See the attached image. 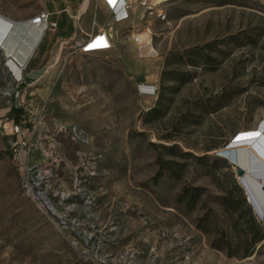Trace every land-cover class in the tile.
I'll list each match as a JSON object with an SVG mask.
<instances>
[{"label":"rangeland","instance_id":"374dc122","mask_svg":"<svg viewBox=\"0 0 264 264\" xmlns=\"http://www.w3.org/2000/svg\"><path fill=\"white\" fill-rule=\"evenodd\" d=\"M39 9V0H0L14 19ZM136 21L131 31L149 26L156 56H140L126 30L112 66H99L105 52L68 61L62 49L43 72L48 81L25 77L22 86L0 49V264H264L263 208L217 150L264 114V0H161ZM74 126L83 140L72 138ZM18 139L28 144L21 160ZM159 153L186 160L180 177L154 178ZM226 176L256 207L248 201L263 238L247 255L242 221L233 226L235 215L215 203ZM186 183L205 189L193 208L175 200ZM208 207L205 232L196 220Z\"/></svg>","mask_w":264,"mask_h":264},{"label":"crops","instance_id":"0c3cea01","mask_svg":"<svg viewBox=\"0 0 264 264\" xmlns=\"http://www.w3.org/2000/svg\"><path fill=\"white\" fill-rule=\"evenodd\" d=\"M127 1L133 5L128 11V16L121 20H115L107 0H39L41 9L37 12L41 10L48 12V21L55 22V26L53 28H44L43 30L38 27L40 34L31 43L22 61H19L14 55L6 53L1 44L0 49L5 57L8 58V64L14 74L18 75L19 72L21 73L20 82L23 86L24 81L37 82L40 79L48 81L49 75H45L43 72L45 70L47 72L48 68H50L48 62L51 57L52 60H57L60 57V51L66 49L65 53L69 58L68 61H70L72 60V53H84L78 50V43L82 42L90 34L104 31L109 37L111 45L109 48L95 52H105L99 66H112L113 60H118V52L120 50L118 34L126 30H134L139 25L138 21L135 22V17L142 16L145 10L148 9L146 6H140L137 3L138 0ZM150 2L154 6L160 1L150 0ZM6 17L14 19L13 17ZM26 44H28V41ZM25 77L30 78V80L28 81ZM254 191L252 190V193L255 200L258 201L257 192L261 190ZM250 204L255 207L252 200ZM258 204H261L260 201H258Z\"/></svg>","mask_w":264,"mask_h":264},{"label":"bare ground","instance_id":"6f19581e","mask_svg":"<svg viewBox=\"0 0 264 264\" xmlns=\"http://www.w3.org/2000/svg\"><path fill=\"white\" fill-rule=\"evenodd\" d=\"M159 1L161 0H155V2ZM39 28L31 23L30 19L14 20L0 13V44L6 53L22 61L31 43L40 34ZM27 41L28 44H26ZM141 86L143 90H147L149 85ZM243 149L245 151H242ZM217 150L220 152L219 155L226 158L229 163L234 162L245 167L243 175L246 184L253 191L260 190L259 183L264 184V114L256 120L254 126L237 130ZM257 195L264 216V189L258 191ZM258 201H256L257 204ZM49 207L54 210L50 202Z\"/></svg>","mask_w":264,"mask_h":264},{"label":"trees","instance_id":"16d2710c","mask_svg":"<svg viewBox=\"0 0 264 264\" xmlns=\"http://www.w3.org/2000/svg\"><path fill=\"white\" fill-rule=\"evenodd\" d=\"M17 110L16 108H12L11 112L15 113ZM153 111L156 114L158 111L157 108H154ZM163 149H166L168 151H173L174 148H176V145H170L165 146L161 145ZM181 155L185 157H191L195 159L196 161L201 162L202 164L206 163L207 155H194L190 151H183L181 152ZM216 162V159L213 158L211 160V163L214 165ZM156 163L158 165L156 173L154 175V178H157L161 176L165 171L169 175H172L176 178L180 177V171L183 170L187 162L186 160L180 161L178 159L174 158H164L159 153L156 157ZM225 180L228 182L227 188H222V193L217 194L214 196L215 203L222 209V211H225L230 214H234L235 218L232 220L233 226L238 223L237 221L241 220L243 227L241 230H243V236H241L240 241V249L241 254L247 255L249 254V248L250 246L257 240H260L263 238L262 234L258 233L259 228V222L256 221L253 209L251 205L249 204L246 194L242 188V186L238 183V181L235 179V177L226 176ZM221 185V184H220ZM204 186L200 185H192L190 183H186L182 186L180 191L176 195V202H183L186 206L189 208H193L196 203L199 201L200 196L204 192ZM204 203L202 202L200 206H202ZM213 211V208L208 207L207 210H205L203 213H201L196 220V225L201 228L205 232H209L210 228L212 227L210 221H209V214ZM215 223V222H214ZM214 227V226H213ZM213 245H216L217 247H222L219 244H215V242L212 241ZM228 254L234 253V250H227Z\"/></svg>","mask_w":264,"mask_h":264},{"label":"built area","instance_id":"2783aa9c","mask_svg":"<svg viewBox=\"0 0 264 264\" xmlns=\"http://www.w3.org/2000/svg\"><path fill=\"white\" fill-rule=\"evenodd\" d=\"M108 5H110L112 16L115 20H121L128 16V11L133 7L131 2L127 0H123L121 3L120 0H107ZM138 3L142 6H146L148 9L151 8L150 0H138ZM158 15H163V12L160 10L158 11ZM31 23L36 24L42 30L44 28H53L55 26V22L48 21V12L45 10H41L37 12L32 18ZM131 40L135 45V48L140 56H148L153 57L157 55V50L153 45L152 41V32L150 27H145L142 30H137L130 34ZM111 42L109 37L104 31L96 32L94 34L88 35L82 42L78 43V50L84 53L95 52L99 50H103L109 48ZM11 76L17 82L21 80V73L19 72L18 75H15L13 70H11ZM11 131L13 133H19L20 127L17 123H12ZM71 136L72 138L84 139V131L82 129L77 128L76 126L71 128ZM14 144V143H13ZM27 142L23 139H18L17 144L15 145L13 157L17 160H21L20 152L27 147ZM29 147V146H28ZM22 151V152H23ZM25 168V172H29L32 170V167L28 164L22 166ZM38 169V168H37ZM27 180V179H26ZM38 185L37 182L30 183L28 181L24 182V186L28 194H31L34 198H36L45 208L52 210L49 207V200L45 198L43 192L39 189H35ZM51 203V202H50Z\"/></svg>","mask_w":264,"mask_h":264},{"label":"water","instance_id":"95a60500","mask_svg":"<svg viewBox=\"0 0 264 264\" xmlns=\"http://www.w3.org/2000/svg\"><path fill=\"white\" fill-rule=\"evenodd\" d=\"M232 164L234 165V168L236 170V173L241 176L244 174V171H245V167H243L242 165L240 164H236L234 162H232ZM232 166V165H231ZM233 167V166H232ZM241 181V180H240ZM241 185L242 187L244 188L245 190V193H246V198L247 200L251 203V199L249 198L248 194H247V189L245 188V185L243 184V182L241 181ZM259 189L262 190L264 189V184L261 182L259 183ZM252 205V204H251ZM252 207L255 209V207L252 205Z\"/></svg>","mask_w":264,"mask_h":264},{"label":"snow or ice","instance_id":"6c2138e0","mask_svg":"<svg viewBox=\"0 0 264 264\" xmlns=\"http://www.w3.org/2000/svg\"><path fill=\"white\" fill-rule=\"evenodd\" d=\"M110 2H112V0H110ZM120 2L122 3V2H123V0H120Z\"/></svg>","mask_w":264,"mask_h":264}]
</instances>
